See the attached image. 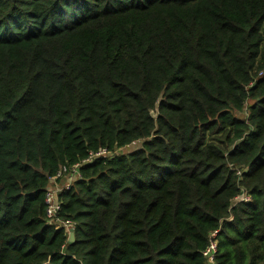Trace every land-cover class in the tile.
<instances>
[{
    "label": "trees",
    "instance_id": "1",
    "mask_svg": "<svg viewBox=\"0 0 264 264\" xmlns=\"http://www.w3.org/2000/svg\"><path fill=\"white\" fill-rule=\"evenodd\" d=\"M215 231L264 264V0H0V264H211Z\"/></svg>",
    "mask_w": 264,
    "mask_h": 264
},
{
    "label": "built area",
    "instance_id": "2",
    "mask_svg": "<svg viewBox=\"0 0 264 264\" xmlns=\"http://www.w3.org/2000/svg\"><path fill=\"white\" fill-rule=\"evenodd\" d=\"M105 153L102 151L101 153H97L100 155ZM79 177V173L77 172V166H74L70 172H66V170L58 173L56 177L52 180V185L46 193V216L49 220H54L56 216L59 214L61 209V201L59 200V194L66 190L70 189L73 186V182L75 179ZM65 178V182L63 183ZM245 199H248V196L245 195ZM60 223L65 225L68 229L73 227L70 221L60 220ZM217 231L213 232L210 239L209 247L205 250L204 254L208 258L211 264L215 262V255L217 252V239H216Z\"/></svg>",
    "mask_w": 264,
    "mask_h": 264
},
{
    "label": "water",
    "instance_id": "3",
    "mask_svg": "<svg viewBox=\"0 0 264 264\" xmlns=\"http://www.w3.org/2000/svg\"><path fill=\"white\" fill-rule=\"evenodd\" d=\"M76 239V236H75V228L74 227H70L69 228V237H68V241L66 243V245L74 242Z\"/></svg>",
    "mask_w": 264,
    "mask_h": 264
},
{
    "label": "rangeland",
    "instance_id": "4",
    "mask_svg": "<svg viewBox=\"0 0 264 264\" xmlns=\"http://www.w3.org/2000/svg\"><path fill=\"white\" fill-rule=\"evenodd\" d=\"M139 146H140L139 143H135V144H133V145L130 147V149H123L122 151L125 152V151H129V150H131V149H136V148H138ZM64 182H65V178H64L63 183H64ZM241 197H245V195H243V196H241Z\"/></svg>",
    "mask_w": 264,
    "mask_h": 264
}]
</instances>
